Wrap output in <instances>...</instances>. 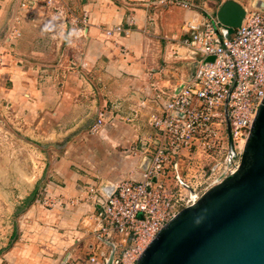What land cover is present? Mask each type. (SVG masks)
<instances>
[{"label": "built area", "instance_id": "obj_1", "mask_svg": "<svg viewBox=\"0 0 264 264\" xmlns=\"http://www.w3.org/2000/svg\"><path fill=\"white\" fill-rule=\"evenodd\" d=\"M17 2L19 9L34 15L36 8L56 0ZM262 2L255 0L247 7L242 25L230 28L216 13L198 9L194 0H157L159 6L196 12L186 19L185 36L179 40V46L188 49L194 69L174 87L154 82L147 86L139 104L149 110L155 135L141 147L127 149L129 155L139 158L140 178L102 186L101 191L89 187L93 220L85 224L88 236H74L72 249H66L60 264H136L170 219L241 163L264 96ZM116 30L122 29L118 25ZM9 31V42L21 36L16 26ZM3 59L0 52V65H4ZM140 110L134 109L133 117ZM108 114L100 112L90 133L106 125ZM77 250L82 254L75 256Z\"/></svg>", "mask_w": 264, "mask_h": 264}, {"label": "rangeland", "instance_id": "obj_2", "mask_svg": "<svg viewBox=\"0 0 264 264\" xmlns=\"http://www.w3.org/2000/svg\"><path fill=\"white\" fill-rule=\"evenodd\" d=\"M194 1L198 9L203 10L201 8H204L207 11H210V5L214 8L219 2V0ZM262 1L264 0H258V3H263ZM243 2L248 7H251L255 0H243ZM13 4L15 5L14 9ZM123 6L126 7L128 14L134 12L136 8L142 9L145 6L149 9L170 8L162 5L159 6L157 0H56L52 5H41L36 8L32 12L34 15H32L25 10L19 9L17 0H12L10 12L13 10L14 15L20 17H14V20L18 21L14 23V26L20 30L21 34V16H26V19L33 26L36 25L43 28V26L57 23V27L60 28L62 26L66 28L65 34L60 39L54 34V31H45L44 38H40V40L45 42L59 40L66 44L74 40V56L78 55V59L83 60L85 58L83 47L85 42L88 41L86 40L85 33L82 32L89 21V13L86 7H91L96 12L112 13L115 12V9H117L116 11H121L120 9ZM173 7L179 8L178 6ZM56 13L60 14L58 20L50 18V16ZM126 21L127 25L125 22H122L105 28L106 41L116 42V35L121 36L122 34L119 33L126 31L125 36L129 38L138 37V40L140 38V46L142 44V46L144 45L147 48V51L144 52H152L153 48H150L155 42H159L164 48H167L173 44L179 45V40L185 36V26H183L184 33L182 32L179 36H174L173 34L172 38L168 40L163 36L164 34L155 33L154 30L151 33L138 30L140 28L135 24L133 17L126 18ZM118 25L122 30H116ZM8 28L9 26L6 27V29ZM127 28H132V31L126 30ZM44 29L46 30L47 28L45 27ZM131 48L133 49L134 47L129 46L126 42L121 43L120 52L125 58L135 56L136 51ZM185 54L186 49L182 48L181 52L177 51L173 54V58L180 56V58L175 59L188 60L184 59ZM189 54L188 56L190 57ZM190 60L192 61V59ZM3 61L5 60L3 59ZM48 62H50L48 64L50 68H55V65H58V63H53V60ZM86 65V63H81L77 60L75 62V68L80 69L82 73L80 76H71L70 81H64V77L61 76L59 78V75L56 80L51 79V81L47 82L39 81V84L46 85L47 90H56L62 97L68 95V93L71 95L75 106L71 112L65 113L60 119H56L53 116H45L44 122L41 124L37 122L36 116L27 115V120L25 121L24 119L23 124H21L20 118H16L15 115H11L10 113H4L0 109V167L2 170L6 168L11 171L10 176L7 178H0V264H25L26 258H16L17 254H13V258H10L6 254L8 250L12 249L22 251L26 247L33 250L38 248L37 244L39 241L36 239L37 236H35L36 231L33 233L34 228L32 225L34 223H30V220L34 219L38 221L37 219L39 218H47L48 215H41L39 217L40 210L47 213L51 212L49 217H54L53 213L57 215V212L71 210L73 206L78 208L84 202L92 205L93 200L92 195L89 193V187L94 185L95 188H99L101 191L102 186L110 185V183L121 178L110 167L111 165L117 166L122 163L121 152L126 148L124 146L125 143L126 145H130L128 148L131 151L132 146L139 148L143 141L155 135V129L149 123V110L144 109L146 107H141L139 102L150 83L154 82L159 86L161 85L155 75L158 68L148 71V82L146 87L142 89L141 94L143 95L137 103L138 106L130 108L129 105L127 107L124 104L121 109V102L126 101V99L119 98L121 102L115 103L114 106L118 110L114 112L113 116L108 114L106 125L103 129L92 134L89 131V125L97 121L102 110L109 111V109L107 106L104 107V101L107 97H101V94L98 92L97 79L94 71L86 70ZM59 67L61 69L63 68L61 65ZM83 71H86V73ZM176 84L178 83L170 84L171 86L168 85L167 88L174 87ZM107 103H110V100ZM3 106L6 108L7 104L5 103ZM137 108L141 109L140 113L133 117L132 111ZM127 110L129 113L126 112ZM132 117L134 118L133 120H128ZM41 120L39 118V121ZM58 120L61 123V127H56L54 124ZM42 126L45 128L44 130ZM85 150L87 151L86 153ZM72 151H80L81 153L70 157L71 165L69 169L73 172H78L82 176L75 186L77 189L81 188L80 186L85 187V190L79 192L76 196L69 194L70 188L67 187L66 181L59 178L55 172L56 165L61 162V158H65ZM112 155L114 156L113 158H117V161L108 163V158H112ZM77 156L86 166L79 164ZM90 165H93V168L89 170L94 171V174L90 173L92 178L89 177L90 180L94 181L92 184H88L84 178L87 175L86 168ZM131 178L137 177L130 176L123 180H129ZM33 206H36L39 210L35 213L33 212L32 216H29L28 210ZM80 210L76 209V211H79L78 213H80ZM91 214L90 212L89 214L84 212L83 216L90 215V220L91 218L93 220ZM40 224L43 225L45 223L40 222ZM66 229L67 227L59 229L60 233L63 234L61 237L63 239L66 238ZM26 231H28V234L24 238ZM82 242L84 243V241ZM79 255L81 253H75V256ZM33 259L30 258L27 261L28 264Z\"/></svg>", "mask_w": 264, "mask_h": 264}, {"label": "crops", "instance_id": "obj_3", "mask_svg": "<svg viewBox=\"0 0 264 264\" xmlns=\"http://www.w3.org/2000/svg\"><path fill=\"white\" fill-rule=\"evenodd\" d=\"M222 1L224 0H219L218 5L214 8L210 5L209 12L216 13ZM237 1L248 7L243 0ZM11 5L12 0H0V52H2L5 60L4 66L0 67V109L4 113H10L11 115H15L16 118H20L21 124H23L24 119L25 121L27 120V115L36 116L37 122L43 124L45 116H53L56 119H60L62 115L73 110L75 105L69 93L62 97L56 90H47L46 85L39 84V81L56 80L58 75L59 78L63 76L64 81H70L71 76H80L82 71L75 68L77 60L87 64L85 66L86 70L94 71L98 92L101 94V97L106 96L110 100V103H107V99L104 101V107L107 106L109 109L108 113L112 116L118 110L114 106L115 103L121 102L119 98L126 99V101L121 102V109L124 104L127 107L129 105L130 108L138 106L137 103L143 95L141 94L142 89L146 87L148 82V71L150 69L158 68L155 74L156 79H159L160 86L164 88H167L170 84H179L194 69V64L188 55H186L188 60L175 59L180 58V56L173 58V54L178 50L179 52L182 50L177 44L164 48L159 42H155L150 48H153L152 52H144L147 51V48L144 45L142 46V44L140 46V38L139 40L138 37L129 38L125 36V31L124 33H119L122 34L121 36L116 35V42H110L106 41L104 29L110 25L122 22H125L127 25L126 18L133 17L135 24L140 28L138 30H144L145 33H151L154 30L155 33L164 34L163 36L170 40L173 34L174 36H179L182 32L184 33L183 26L185 19L196 15L195 11H186L181 7L149 9L145 6L142 9L136 8L134 12L128 14L125 6L120 9L121 11H116L117 9H115V12L112 13L96 12L91 7H86L89 13V21L82 32L85 33L86 40L88 41L85 42L83 47L85 58L82 60L78 59V55L74 56V40L68 44L59 40L53 42L40 40V38H44L45 31H54V34L60 39L67 29L62 26L60 28L57 27V23L41 28L30 24L31 22L26 19V16H21L22 34L14 41L9 42L8 36L11 35L9 30L14 27V23L18 22L14 20L16 16L14 15V11L10 12ZM13 6L14 9L15 5L13 4ZM59 15V13H56L53 16H48L58 20ZM16 17L20 18L19 16ZM7 26H9L8 29H6ZM45 27L47 28L46 30L44 29ZM126 30L131 32L132 28H127ZM124 42L135 48H131L136 51L135 56L125 58L120 52L121 43ZM51 60H53V63H58V65H55V68L49 67L48 64L50 62L48 61ZM59 65L63 66V68L61 69ZM83 72L86 73V71ZM5 103L7 104L6 108L3 106ZM68 107L69 109H67ZM126 112L129 113L128 110ZM39 118L42 120L39 121ZM54 124L56 127H61L59 120ZM124 146L126 148L130 147L126 143ZM125 149L121 152L122 163L117 166L111 165L110 167L116 175L121 176L116 181L127 179L130 176L140 178L139 158L127 154L128 152ZM75 154L81 153L80 151H72L65 158H61V162L56 165L55 172L59 178L66 181L67 187L70 188L69 194L76 196L79 192L84 191L85 187L80 186L81 188H76L75 185L82 176L78 172H73L69 169L71 165L70 157ZM111 157L108 158V163L117 161V158H113V155ZM77 160L80 165L86 166L78 156ZM87 167V175L84 178L88 184H92L94 181L90 180L89 177H91L90 173L94 174V171H90L89 169L93 168V165ZM10 172L9 169L4 168L2 170L0 167V178H7L10 176ZM116 181L110 183V185ZM76 209H81L80 213ZM37 210L39 209L36 206L31 207L28 210V215L32 216V213H35ZM92 210L93 206L88 204V202H84L78 208L73 206L71 210L59 211L57 215L53 213L54 217H49L51 212L47 213L40 210L39 217L41 215H48L47 218L38 217V221L34 219L30 220V223H34L32 225L34 228L33 233L36 231L35 236H37L36 239L39 241L37 244L38 248L33 250L26 247L22 251L12 249L8 250V255L6 254V256L13 258V254H17L16 258H26L25 264H28L27 261L30 258H34L30 264H60V261L66 254V249H72L74 236H88V229L85 227V224L90 221L91 216L86 215L84 217L83 213L89 214L90 212L91 214ZM40 222H44L45 224L41 225ZM62 227H67L65 239L61 238L63 234L59 231ZM27 234L28 231H26L24 238ZM89 240V238L85 239L86 242H89ZM82 252L81 250H77V253L82 254Z\"/></svg>", "mask_w": 264, "mask_h": 264}, {"label": "water", "instance_id": "obj_4", "mask_svg": "<svg viewBox=\"0 0 264 264\" xmlns=\"http://www.w3.org/2000/svg\"><path fill=\"white\" fill-rule=\"evenodd\" d=\"M246 12L241 2L224 0L216 16L238 28ZM136 264H264V96L241 163L170 219Z\"/></svg>", "mask_w": 264, "mask_h": 264}, {"label": "bare ground", "instance_id": "obj_5", "mask_svg": "<svg viewBox=\"0 0 264 264\" xmlns=\"http://www.w3.org/2000/svg\"><path fill=\"white\" fill-rule=\"evenodd\" d=\"M190 12H192L193 11V9H190L189 10ZM195 15H193L192 17H194ZM192 17H190V18H192ZM179 46V45H178ZM180 49H182L183 47H179ZM184 49H186V54H185V58L184 59H187V56L186 55H188L189 54V51H188V49L187 48H184ZM179 51V50H178ZM190 55V54H189ZM190 59H192V58H190ZM185 80V79H184ZM103 129V128H102ZM91 220H92V218H91Z\"/></svg>", "mask_w": 264, "mask_h": 264}]
</instances>
